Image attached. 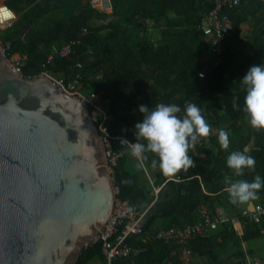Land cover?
Returning <instances> with one entry per match:
<instances>
[{"label":"trees","instance_id":"obj_1","mask_svg":"<svg viewBox=\"0 0 264 264\" xmlns=\"http://www.w3.org/2000/svg\"><path fill=\"white\" fill-rule=\"evenodd\" d=\"M243 2L236 11H228L234 23L226 34L220 63L215 66L212 56L205 54L208 40L198 29L202 15L213 6V0H111L113 10L109 14L91 8L82 0L6 1L19 16L2 36L11 40L14 52L26 57L23 75L32 77L43 70L52 44H63L80 36L81 43L73 53L57 59L50 69L65 76L80 72L83 84H87L86 90L101 93L100 103L112 116L109 120L112 128H123L133 140L136 139L133 137L135 123L143 118L141 103L155 107L160 102H175L183 108L187 101H194L204 110L212 129L211 135L199 139L197 150L194 143L189 149L195 166L187 172L166 175L152 164L156 158L154 153H149L143 161L148 173L149 169L151 172L158 169L154 183L159 184L157 178L163 183L169 176L179 179L164 183L146 213L145 229L158 218L169 220L165 227L193 223L198 220L203 205L211 211L222 205L229 207L225 208L229 212H236L240 202L230 199L226 177L252 180L256 173L264 176V129L253 127L247 115L233 106L236 96L238 103L244 102L242 75L250 65L264 61L261 36L256 40L253 54L243 51L239 27L246 14L240 8ZM95 18L100 19L96 24ZM148 20L155 22L159 39H151L146 33ZM261 32L264 33V26ZM76 62L82 67L75 68ZM200 70L205 71L202 79L198 77ZM94 74L99 77L88 81L87 75ZM87 108L92 115L95 113L93 107ZM99 120L97 117L96 125ZM222 128L229 131L233 149L221 145L219 130ZM236 149L247 150L256 158L255 169L246 170L242 176L236 175L226 163L228 154ZM127 152L131 154L130 150L126 151L114 167L117 196L143 210L153 198V188L138 158ZM128 156L141 167L144 181L127 169ZM257 191L259 196L251 202L264 198V188ZM242 237L247 239L250 235L244 233ZM228 238L236 242L239 236L232 227L224 225L209 236L192 241L190 249L198 255L209 256L211 264H217L212 251L224 246ZM131 240L138 241L133 237ZM164 244L159 240L148 241L139 260L144 258L148 264L157 261L155 254L166 247ZM94 257L103 258L99 239L82 249L75 264H86Z\"/></svg>","mask_w":264,"mask_h":264},{"label":"water","instance_id":"obj_2","mask_svg":"<svg viewBox=\"0 0 264 264\" xmlns=\"http://www.w3.org/2000/svg\"><path fill=\"white\" fill-rule=\"evenodd\" d=\"M114 169L85 103L0 51V264H75L113 211Z\"/></svg>","mask_w":264,"mask_h":264},{"label":"built area","instance_id":"obj_3","mask_svg":"<svg viewBox=\"0 0 264 264\" xmlns=\"http://www.w3.org/2000/svg\"><path fill=\"white\" fill-rule=\"evenodd\" d=\"M243 0H214L213 6L208 9L201 17L198 29L201 34L208 40V52L212 56V64L218 65L223 52V44L226 34L233 26V19L228 10L238 7ZM91 8L102 12L111 13V0H88ZM11 13V15H8ZM17 15L8 5L0 3V30H5L12 26L16 21ZM87 28H83L85 33ZM81 43V37L70 39L63 44H52L49 52L46 54L43 62V70L39 74L48 76L54 84L62 91L76 95L81 98L86 106H91L95 109L92 115L94 121L97 117L100 120L97 124L100 134L103 136L105 146V158L107 164L114 169L118 165L119 160L124 156L126 151L130 150V145H123L120 142V137H127L130 141L133 140L128 136L123 128H111L109 120L112 116L101 105L100 100L93 99L89 94L82 91L83 75L76 72L70 76L55 75L50 67L59 58L68 57L73 53L76 45ZM0 51L4 55L6 64L18 75L24 76L22 66L24 59L23 55L13 51L11 40L5 39L0 33ZM80 62L75 63V68H81ZM203 73V75H201ZM38 75V74H37ZM205 71L198 72L199 78H204ZM135 138V134H133ZM146 175L149 177L152 188L153 198L148 206L140 210L137 207H132L127 200L118 197L119 188L113 183L114 203L113 211L109 215L107 221L101 227V230L95 234L84 245L86 247L91 242L96 240L101 241L102 254L107 264H111L115 258L126 259L131 263L139 261V257L145 251V243L150 240H159L169 244L175 242L187 248L191 242L199 237L209 236L221 226L227 225L233 228V224L244 221L253 224H260L264 216V205L257 202L250 207H243L238 212H227L223 208H217L214 211L209 210L206 206L200 209L198 220L193 223L180 225H171L168 227L158 228L153 233L146 234L144 221L148 209L154 204L161 190L163 182L156 187L154 179L149 175L143 161H140ZM136 238L138 241H132L131 238ZM83 247V248H84ZM247 264H260L256 259L248 260Z\"/></svg>","mask_w":264,"mask_h":264},{"label":"clouds","instance_id":"obj_4","mask_svg":"<svg viewBox=\"0 0 264 264\" xmlns=\"http://www.w3.org/2000/svg\"><path fill=\"white\" fill-rule=\"evenodd\" d=\"M241 80L245 87L244 102L238 103L236 96L233 106L247 115L253 127L264 129V61L250 65ZM139 109L143 118L135 123V141L120 137L123 145H130L131 154L144 161L149 153H154L156 158L152 164L166 175L187 172L195 166L189 149L195 141L211 135L212 129L201 106L194 101H187L183 108L175 102H160L155 107L141 103ZM219 141L224 148L229 147L231 139L227 129L219 130ZM226 163L236 175L242 176L246 170L255 169L256 158L247 150L236 149L228 154ZM226 183L232 202H251L259 196L257 190L264 188V176L256 173L248 180L233 179L229 175Z\"/></svg>","mask_w":264,"mask_h":264},{"label":"crops","instance_id":"obj_5","mask_svg":"<svg viewBox=\"0 0 264 264\" xmlns=\"http://www.w3.org/2000/svg\"><path fill=\"white\" fill-rule=\"evenodd\" d=\"M7 0H0V3L6 4ZM43 1V0H37ZM241 9L246 10V14L243 17L240 27V37L243 40V51L246 54H253L256 49V40L258 36L264 38V33L261 32L264 26V0H243ZM83 3L88 0H82ZM214 2V0H213ZM7 5V4H6ZM237 8V7H236ZM236 8H232V10ZM13 10V9H12ZM231 10V9H229ZM228 10V11H229ZM249 11V13L247 12ZM16 13V12H15ZM19 13H16L17 18ZM159 37V35H158ZM206 57L210 56L208 51H205ZM166 180H179L175 176H170ZM164 185V184H163ZM171 187V186H170ZM171 189V188H169ZM261 203L264 205V198H257L253 202L238 203V211L243 207H250L254 203ZM163 202L160 203L162 205ZM217 208H223L218 206ZM216 208V209H217ZM201 209V208H200ZM226 210V209H225ZM229 212L228 210H226ZM236 211V212H238ZM196 212V211H195ZM194 212V213H195ZM200 212V210H199ZM235 213V212H231ZM147 229L151 230V225ZM233 229L239 236L237 241L227 239V242L222 247H215L213 249V256L217 264H247L248 260H258L260 264H264V216L260 224H253L250 222H244L243 220L233 224ZM250 235L249 238L244 239L242 234ZM157 241V240H150ZM166 247L162 249L159 254H155L158 258L157 261L150 264H211V258L207 255H198L191 251L190 246L185 248L184 246L175 242L164 244ZM161 255V256H160ZM101 264H107L103 256L100 259ZM111 264H148L144 258L138 262L131 263L126 259L115 258Z\"/></svg>","mask_w":264,"mask_h":264},{"label":"rangeland","instance_id":"obj_6","mask_svg":"<svg viewBox=\"0 0 264 264\" xmlns=\"http://www.w3.org/2000/svg\"><path fill=\"white\" fill-rule=\"evenodd\" d=\"M100 21V19H98V18H95L94 20H93V23L94 24H96L97 22H99ZM161 23H164V20L161 22ZM160 23V24H161ZM147 29H146V33L148 34V36L152 39H159V37H158V35H159V32H158V29H157V26H155V22L154 21H150V20H148L147 21ZM5 32V30H0V33L2 34V33H4ZM156 39V40H157ZM155 40V41H156ZM60 73H62V72H59V73H55V75H62V74H60ZM87 77L89 78L88 79V81H92V80H95L96 78H98L99 77V75L98 74H94L93 76L91 75H87ZM86 85L87 84H83V88H82V91L85 93V94H89L93 99H97V100H100V98H101V93L100 92H89V90H86ZM110 126H111V128H112V125L110 124ZM114 129V128H113ZM215 131H216V129H214ZM243 132H245V131H243ZM199 140H197V141H195L194 142V145H196L195 147H196V150H197V142H198ZM229 148H230V145H229ZM230 149H233V148H230ZM127 154L129 155L130 153H128L127 152ZM131 155V154H130ZM202 157H204V155L202 154ZM128 159H129V156H128ZM126 167H127V169L130 171V172H132V173H134L136 176H137V178L138 179H140V180H142V181H144L145 180V176L147 177V179H148V181H149V184H151V182H150V179H149V177L146 175V173H145V176L143 175V171H142V169H141V167L138 165V164H136L135 163V161H133V159H129V160H127V162H126ZM157 170L158 169H154V170H152V172L150 171V169H149V175L151 176V178L152 179H154L155 177H156V172H157ZM170 177V176H169ZM157 182L159 183V184H156V182H155V186L156 187H158V186H160L161 184H162V182H161V180L160 179H158L157 178ZM222 206V205H221ZM155 208H157V207H155ZM225 208H229V207H225ZM169 224V220L168 219H156L154 222H153V224L151 225V230H149V229H147L146 230V234H148V233H153L156 229H158V228H163V227H165V226H167ZM86 264H101V261H100V258L99 257H94V258H91V259H89L88 261H87V263Z\"/></svg>","mask_w":264,"mask_h":264},{"label":"snow or ice","instance_id":"obj_7","mask_svg":"<svg viewBox=\"0 0 264 264\" xmlns=\"http://www.w3.org/2000/svg\"><path fill=\"white\" fill-rule=\"evenodd\" d=\"M8 15H11V13H8Z\"/></svg>","mask_w":264,"mask_h":264}]
</instances>
